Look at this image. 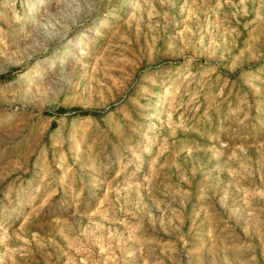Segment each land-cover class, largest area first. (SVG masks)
<instances>
[{"label": "rangeland", "instance_id": "obj_1", "mask_svg": "<svg viewBox=\"0 0 264 264\" xmlns=\"http://www.w3.org/2000/svg\"><path fill=\"white\" fill-rule=\"evenodd\" d=\"M0 264H264V0H0Z\"/></svg>", "mask_w": 264, "mask_h": 264}]
</instances>
